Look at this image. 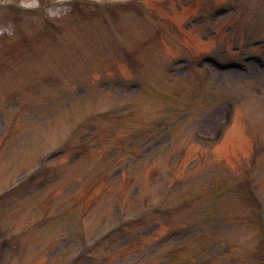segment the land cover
I'll use <instances>...</instances> for the list:
<instances>
[{
	"label": "rangeland",
	"instance_id": "374dc122",
	"mask_svg": "<svg viewBox=\"0 0 264 264\" xmlns=\"http://www.w3.org/2000/svg\"><path fill=\"white\" fill-rule=\"evenodd\" d=\"M79 252L264 264V0H0V264Z\"/></svg>",
	"mask_w": 264,
	"mask_h": 264
},
{
	"label": "flooded vegetation",
	"instance_id": "af4514ba",
	"mask_svg": "<svg viewBox=\"0 0 264 264\" xmlns=\"http://www.w3.org/2000/svg\"><path fill=\"white\" fill-rule=\"evenodd\" d=\"M148 16V15H147ZM170 20H172L173 22H175L176 23V25H178V23L174 20V19H170ZM177 27V26H176Z\"/></svg>",
	"mask_w": 264,
	"mask_h": 264
}]
</instances>
